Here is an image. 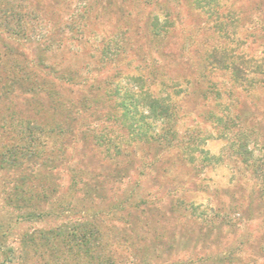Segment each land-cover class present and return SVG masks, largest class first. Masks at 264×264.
<instances>
[{
    "label": "rangeland",
    "instance_id": "1",
    "mask_svg": "<svg viewBox=\"0 0 264 264\" xmlns=\"http://www.w3.org/2000/svg\"><path fill=\"white\" fill-rule=\"evenodd\" d=\"M209 2L212 10L196 9L190 0H0V264H86L54 231L88 214L98 215L102 250L115 264H264L259 184L236 162L209 115L238 114L236 124L253 132L260 148L264 74L250 75L258 79L253 87L233 84L225 69L205 68L207 52L216 48L228 49L233 59L253 57L264 69V0ZM164 7L175 25L158 43L148 25L157 14L163 17ZM49 40V55L56 53L62 65L74 63L100 93L106 79H126L141 61L155 60L158 73L180 81L175 89L185 95L179 101L185 114L178 132L202 140L194 144L195 163L172 149L157 165L167 174L142 179L141 194L156 201L144 212L119 206L135 193L137 169L113 191L93 195L95 202L69 188V169L55 158L54 133L46 137L38 127L51 126L55 113L41 94L26 90L28 70L37 69ZM105 45L119 54L112 52L108 58L115 62L101 68ZM30 131L33 154L25 152ZM201 148L223 160L203 165ZM102 167L108 171L109 161ZM57 201H63L58 214L36 216L39 209L54 211Z\"/></svg>",
    "mask_w": 264,
    "mask_h": 264
},
{
    "label": "trees",
    "instance_id": "2",
    "mask_svg": "<svg viewBox=\"0 0 264 264\" xmlns=\"http://www.w3.org/2000/svg\"><path fill=\"white\" fill-rule=\"evenodd\" d=\"M190 1L196 9L212 10L214 7L209 0ZM165 7L163 17L157 14L148 25L149 34L158 43L169 37L175 25ZM53 45L54 41L49 40L42 47L35 63L37 69L28 70L26 90L41 94L43 99L49 101L55 113L51 126L38 124V127L44 136L54 133L55 158L69 169V188L74 196L82 193L84 198L91 196L89 201L95 202L92 197L99 192L113 191L116 185L126 182L130 170L137 169L138 177L132 186V192L135 193L132 198L128 196L122 200L119 206L120 209H125L129 205L141 208L140 211L144 212L145 206L150 207L156 201L150 199L149 193L141 194L142 179L150 177L155 171L156 176L164 177L167 170L159 169L157 165L161 157L172 149H177L182 157L187 158L188 163H195L194 151L197 149L194 144H199L202 140L198 136L191 138L190 133H184L180 137L178 132V124L185 114L179 105L185 95L175 89L180 86V81L158 73L155 60L153 64L141 61L132 74L126 75V79H106L107 87L100 93L99 86L88 83L89 80L74 63L62 65L53 59L52 56L55 57L56 53L49 55L48 51ZM180 50H184V47ZM112 52L119 54L105 45L100 59L101 68L113 63L114 58H108ZM206 55L205 68L229 71L235 85L246 83L254 87L258 79L250 75L254 72L264 74L262 63L255 61L253 57L244 59V56L238 54L233 59L228 49L216 48ZM263 80L264 76L259 81ZM209 90L204 92L205 95H208ZM106 102L109 103L105 106L107 109L102 106ZM228 109L230 108L227 107L226 110ZM209 115L213 122L221 126L222 135L229 139L228 150L236 162L257 180L259 199L264 202V145L258 148V142L252 137L253 132L242 124H236L240 118L238 114L232 115L229 111L223 116L210 111ZM32 132L27 135L29 145L25 152L28 154H33L29 150L33 140ZM257 149L260 150L258 154ZM45 150L42 149L39 153L45 154ZM200 152L203 153L201 163L205 166L223 160L222 155L212 154L206 149L201 148ZM105 161H109L108 171H104L102 167ZM56 205L58 207L54 211L39 209L36 216L58 214L63 201H57ZM84 218L85 220L76 222L68 230L56 227L55 235L62 236V241H66L69 250H73L76 255L83 254L87 259L86 264H115V260L102 250L103 231L98 215L88 214ZM40 235L51 238L49 233L43 232Z\"/></svg>",
    "mask_w": 264,
    "mask_h": 264
}]
</instances>
